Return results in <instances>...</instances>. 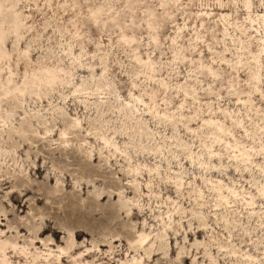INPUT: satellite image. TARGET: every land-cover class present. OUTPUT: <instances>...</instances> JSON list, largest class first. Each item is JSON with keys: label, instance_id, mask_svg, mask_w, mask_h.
Wrapping results in <instances>:
<instances>
[{"label": "rangeland", "instance_id": "rangeland-1", "mask_svg": "<svg viewBox=\"0 0 264 264\" xmlns=\"http://www.w3.org/2000/svg\"><path fill=\"white\" fill-rule=\"evenodd\" d=\"M0 264H264V0H0Z\"/></svg>", "mask_w": 264, "mask_h": 264}, {"label": "bare ground", "instance_id": "bare-ground-1", "mask_svg": "<svg viewBox=\"0 0 264 264\" xmlns=\"http://www.w3.org/2000/svg\"><path fill=\"white\" fill-rule=\"evenodd\" d=\"M11 78H12V76H11ZM11 78H9V80H8V81H10V80H11ZM47 133H49V131H48ZM63 135H65V133H64ZM65 143H66V144H69V142H68V141H65ZM107 143H108V142L106 141V144H107ZM145 241H146V239H144L143 241H141V243H144ZM4 252H5V251H4ZM149 256H151V254H150ZM133 261H136V260L134 259Z\"/></svg>", "mask_w": 264, "mask_h": 264}]
</instances>
